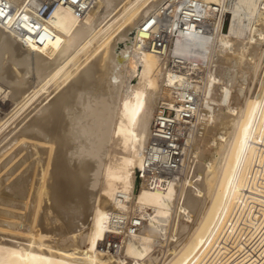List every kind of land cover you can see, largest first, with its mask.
<instances>
[{"label": "bare ground", "instance_id": "obj_1", "mask_svg": "<svg viewBox=\"0 0 264 264\" xmlns=\"http://www.w3.org/2000/svg\"><path fill=\"white\" fill-rule=\"evenodd\" d=\"M91 1L0 0V264H264V0H200L164 55L168 0ZM164 108L181 173L138 185Z\"/></svg>", "mask_w": 264, "mask_h": 264}, {"label": "built area", "instance_id": "obj_2", "mask_svg": "<svg viewBox=\"0 0 264 264\" xmlns=\"http://www.w3.org/2000/svg\"><path fill=\"white\" fill-rule=\"evenodd\" d=\"M42 4L40 16L49 18L52 11L60 5L70 6L77 15L84 17L92 7L91 0H39ZM214 8L216 6L214 5ZM207 6L200 0H168L158 15L142 28L146 33L140 36L141 44L157 54L164 55L173 40L181 33L188 34L198 30L202 33L208 29V19L205 18ZM217 14L220 11L216 10ZM156 28V30H154ZM194 107L192 99L187 105ZM186 120L193 119L190 112L183 113ZM152 137L149 146L150 155L145 168L137 171V177L142 180L144 174L150 175L155 182L159 177L174 178L181 173L183 161L184 137L178 133V123L175 112L164 108L159 112L152 126Z\"/></svg>", "mask_w": 264, "mask_h": 264}, {"label": "rangeland", "instance_id": "obj_3", "mask_svg": "<svg viewBox=\"0 0 264 264\" xmlns=\"http://www.w3.org/2000/svg\"><path fill=\"white\" fill-rule=\"evenodd\" d=\"M231 15H227V16H225V21L226 20H228L229 19V17H230ZM130 36H134V30L132 31V32H130ZM210 39V38H209ZM263 59H264V52H263ZM85 57H83V60H80V59H82V58H80L79 59V61H80V63H81V61L82 62H85V60L86 59H84ZM263 62H264V60H263ZM73 69V66H71L70 67V70H72ZM263 69H264V63H263ZM222 70L225 72V69L224 68H222ZM12 108V104H11V102H10V100L9 99H4V100H0V113L2 114H5L7 111H9L10 109ZM2 114V115H3ZM137 183H138V185H140L141 184V181H140V179H138L137 180ZM165 245V246H164ZM168 243L166 244V243H164L163 245L161 244V245H159V244H157L156 245V251L158 252V254H160L159 255V257L162 259V258H164L165 256H166V254L165 253H167V251H165V250H167L168 249ZM158 246V247H157ZM161 246V247H160ZM163 246V247H162ZM164 248V249H163ZM165 252V253H163V251ZM163 255H165V256H163Z\"/></svg>", "mask_w": 264, "mask_h": 264}]
</instances>
